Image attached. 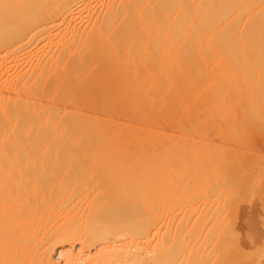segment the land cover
<instances>
[{
  "label": "bare ground",
  "instance_id": "bare-ground-1",
  "mask_svg": "<svg viewBox=\"0 0 264 264\" xmlns=\"http://www.w3.org/2000/svg\"><path fill=\"white\" fill-rule=\"evenodd\" d=\"M263 55L264 0H0V264L240 263L262 160L239 164L248 184L208 144L264 102Z\"/></svg>",
  "mask_w": 264,
  "mask_h": 264
},
{
  "label": "rangeland",
  "instance_id": "rangeland-1",
  "mask_svg": "<svg viewBox=\"0 0 264 264\" xmlns=\"http://www.w3.org/2000/svg\"><path fill=\"white\" fill-rule=\"evenodd\" d=\"M258 54H259V57H262V53H261V56H260V53H259V52H258ZM263 56H264V55H263ZM188 70L193 71L192 67H191V69L188 68ZM189 72H190V71H189ZM254 82H255V81H254ZM254 82H253V83H254ZM254 84H255V83H254ZM254 84H252L253 86H250V87H251L250 90H255V89H257V87H255V89H252V88L254 87ZM206 85H207V83H206ZM255 91H256V90H255ZM192 95H193V94H192ZM191 98H192V97H191ZM191 100H192V99H190V102H191V103H190V102L188 103V101H187V103L185 102L184 105H182V104H181V106H180V105H179V106L175 105L177 108H180V109L175 108V109L172 110L171 108H173V107H175V106L171 107V106H172V105H171V106H170V107H171L170 110H172V111L174 112V113H173V112L171 111V112H172V115H174V114H175V111H177V110H178V112L176 113V115H177V114H181V112H184V111H185V110H184L185 104H186V105H188V104H193ZM249 102H252V103H250V104H254V103H255L254 101H249ZM263 104H264V102L259 103V105H258V103H255V105L257 106V109H256V106H255V105H254V107H253L252 105H250V106L254 109V111H253V109L249 106L250 109H251L253 112H252V111L249 112V110H248L249 113L247 114V113L245 112V111H247V110H245V111L243 110V111H244V115H242L243 113L241 112V109H239V108H240L239 104H237V105L239 106V108H238V106L236 105L237 108H238V109L236 108V109H237L236 111H238V112L240 111L239 113L237 112L238 114H237V113H236V114H237V117L239 116V119H240L241 124H242V126L240 125L238 128H240V127L242 128V127H243V129L240 128V130H239L238 128L235 129V130H237V135H235V134L232 132V131H233V130H232L233 128H232L231 130H230V129H225V127H227V126H224V129H225L226 132H225V131H221L220 129H216V131L219 132V133L216 132V134H220V132H223V133L225 132V134H226V133H228V131L230 130L229 133L226 135V136L229 135L228 137H230V139L226 140V138H225V140H226L225 142H227V141L229 142V141H230L229 143L227 142V143L230 145V148H233V147L235 146L236 150L238 149L237 151H238L239 153H238V152H237V153H238V156H239L240 158L237 159L238 156L234 153V152L236 151L235 148H234V151L232 150V151H233V152H232L231 149H228V147H227L228 144L225 145V143L219 142V141H221V140H220L221 138H222V140L224 139V138L222 137V135H224L223 133L220 134L221 137H220L219 135H218V136L215 135V136H216L215 138H218V137L220 138L219 141H218V140H215V141H218V142H216V143L213 142L214 140H212L211 143H210V140H209V138L212 136L211 132L213 131V129H211V128H206V129H207V130L205 129V130H206V133H205V132H204V133L207 134V135H205V134H204V135H201L202 139H203V136H206V138H207V137H208V132H210L211 135L209 134L210 136H209V138H208L207 140H206V138L204 137L207 143H208V140H209V144H208V146H209L210 144L215 145V146H216V144H217V146L222 144V146H220V147H224V146H225V147L227 148V150H229L231 153H233V154H229V156H231V155L234 156V157H233V156H232V157H229V158H231L232 160H231V159H228V162H225V160H224L225 157H223V156H226V155H225V154H226V151H225L226 148H225V150L222 152L221 156L218 157V158H216V159L214 158V156H215V153H216L215 150L217 149V146H216V149L214 150L215 153H214V151L212 150V149H214L215 146H214L212 149H210V151H213V153H214L213 159H214L215 161H214L213 163L215 164V163L217 162L216 167H217L219 170H218L217 168H216V169L219 171V174H220V175H221V174L224 175V174H226V173L229 175V174L231 173V175H230L229 177H231V176H234V177H235V175H233L234 172H233V171H229V170H232V169L234 170L233 167H234V165H236L235 163H237V165H238V167L236 166L237 169L239 168V166H241V165H243V164H246V163H247L248 165H253V163H254L253 161H254V159H256V156H257L258 153L260 154V155H258V156H259V157H262V158L260 159V158L257 156L258 158L255 160V162L257 163V162H259L260 160H262V161L264 162V155H263V154H264V153H263L264 151L262 150V147L264 146V144L262 143V142H263V138H264V136H263V135H264V132H262L263 135H261V137L263 136V137H262V142H261V138H260V143L263 145V146H260V147H261V151H260V148H257V147H259V145H261L260 143H259V145H257V144H258V143H257V142H258V138H259V136H260V134H261V132H260L259 130L261 129V131H262V130L264 129V125L262 124V123L264 122V121L262 122V120H264V115H263V117H262V114H264V111H262V110H264V108H263L264 105H263ZM248 105H249V103H248ZM248 105L246 104V106H248ZM260 105H261V108H260ZM262 105H263V106H262ZM258 106H259L260 109H262V108H263V109H262L261 111H260V109L258 110ZM159 107H160L161 110H162V109L165 110V108H164L163 106H162V107L159 106ZM182 107H183V108H182ZM249 107H248V108H249ZM167 108H169V107H167ZM167 108H166V112L169 111V113H168V114L163 113V114H164V115L166 114V115H168V116L171 118L172 115L170 114V110L167 109ZM176 109H177V110H176ZM181 109H183V110L181 111ZM244 109H245V108H244ZM246 109H247V107H246ZM190 110H191V109H190ZM190 110H188V111L190 112V113L188 112V114L191 116L192 113H194V111L191 110V111H192V113H191ZM257 110H258V112H263V113H262V114H260V113L257 114ZM214 111H215V112H214ZM223 111H224V110H218V111H217V109H216V110L213 109V111H211V114L214 115V116H216V117H213V118H214V119L216 118V120H217V121L219 122V124L222 125V126H223V124L225 125V123H224V122H225V113H224ZM236 111H235V112H236ZM162 112H165V111L162 110ZM179 112H180V113H179ZM221 112H223V113H221ZM251 112H252V113H251ZM213 113H214V114H213ZM240 113H241V114H240ZM254 113H256L257 116L254 118L255 121H254L253 119H252L253 121H251V119H249V118H253L254 116L252 117L250 114H253V115H254ZM159 114H161V112H159ZM169 114H170V115H169ZM182 114H183V113H182ZM184 114H185V113H184ZM188 114H187V115H188ZM217 114H218V115H217ZM223 114H224V116H223ZM152 115H153V114H152ZM176 115H174V116H176ZM187 115H186V116H187ZM189 115H188V118L190 117ZM245 115H247V117L249 116V118H247ZM259 115H261V116H259ZM153 116H154V115H153ZM161 116H163V115H161ZM168 116H165V118L167 117V119H168ZM174 116H172V119L175 118ZM186 116H184V119L186 120V121H184L185 123H187V121H189V122L191 121V122H192V121H194V119L196 118L195 116H194V117L191 116V117L193 118V120H191V119H192L191 117H190L191 119L189 118V119L187 120V119L185 118ZM219 116H220L221 119L224 118V122H223V120H221V119L219 120ZM243 116H244V117H243ZM197 117H198V116H197ZM217 117H218V118H217ZM242 117H243L244 119H241ZM245 117H246V119H245ZM258 117H259V118H258ZM198 118H199V117H198ZM198 118H196V119H198ZM260 118H261V119H260ZM184 119H183V120H184ZM196 119H195V121H196ZM199 119H200V118H199ZM248 119H249L250 121H249ZM256 119H257V120H256ZM246 120L249 121V122L247 123ZM171 121H172V120H171ZM195 121H194V122H195ZM221 121H222L223 123H221ZM243 121H244V126H243V123H242ZM168 122H170V119H169ZM198 122H199V121H198ZM218 122H217V123H218ZM250 122H252V125H251ZM253 122H254V123L257 122V123H256L257 125H256V124H253ZM258 122H259V126H258ZM261 122H262V123H261ZM148 123H149V126L147 125V127H150V128H151V126H152V129H154V130L157 129V128H153V127H156V126H157L156 123H155L156 126L154 125L153 122H151V123H153V125H152V124L150 125V121H149ZM246 123H247V124H246ZM249 123H250V124H249ZM198 124H199V123H197L196 126H198V127L200 126V127H201L202 124H201V125H198ZM245 124L247 125V127H245ZM226 125H228L227 122H226ZM254 125H256V126H254ZM202 126H203V125H202ZM251 126H252V127H251ZM253 126H254V127H253ZM147 127H145V128L147 129ZM171 127H172V126H171ZM208 127H209V126H208ZM244 127H245V129H244ZM256 127H257V128H256ZM261 127H262V128H261ZM150 128H148V129H149V130H152V129H150ZM250 128H251V130H250ZM252 128H253V129H252ZM135 129H136V127H135ZM143 129H144V128H143ZM148 129H147L146 131H145V129H144L143 131H142V130H141V131H142V132H145L144 134H146V133L148 134V133L150 132ZM159 129H160V128H159ZM203 129H204V128H203ZM203 129H202V131H203ZM209 129H211V131H209ZM224 129H223V130H224ZM254 129H256V130H254ZM154 130H153V131H154ZM168 130H170V129H167L166 131H168ZM172 130H173V129H172ZM172 130H171V132L174 133L176 129L174 130V132H173ZM180 130H181V129H180ZM191 130H192V131H191ZM191 130H190V129H184V131H183V129H182L181 131H179V129H178L177 131H179V132H177V133L175 132V134H178V133H179L178 135H179V136L182 135V136H180V137L177 138V139H176L175 137L178 136V135L172 134L170 131H168V132L165 131L164 133H165L166 135H167V134H168V135H170V134L175 135L174 137H173V136H170V137L175 138L177 141L180 142V144H183V143L185 142V140H184V142H183V139H187V140L189 139V140L191 141V139L200 138V137H198V136L200 135L199 133H202V134H203L202 131H200V130L198 131V129H197L196 132H197L198 136H197V134H196V135H193V134H194L193 131H195L196 129H194V130L191 129ZM205 130H204V131H205ZM214 130H215V129H214ZM235 130H234V131H235ZM252 130H253V131H252ZM147 131H149V132H147ZM153 131H151V133H152ZM187 131H189V133H188ZM190 131H191V135H190ZM240 131H241V132L243 131V132L240 134ZM248 131H249V132H248ZM263 131H264V130H263ZM139 132H140V131H139ZM169 132H170V134H169ZM213 132L215 133V131H213ZM213 132H212V133H213ZM230 132H231V136H230ZM257 132H258V133H257ZM259 132H260V133H259ZM140 133H141V132H140ZM154 133H155V132H154ZM154 133H153V135H154ZM183 133H184V134H183ZM187 133H188V134H187ZM214 133H213V134H214ZM232 133H233V135H232ZM244 133H245V134H244ZM246 133H247V135H246ZM255 133L258 134V135H256ZM136 134H138V133L135 132L134 135L136 136ZM141 134H142V133H141ZM147 134H146V135H147ZM186 134H187V135H186ZM250 134H251V137H250ZM149 135H151V134L149 133ZM185 135H186V136H185ZM188 135H189V136H188ZM234 135H235V136H234ZM242 135H243V136H242ZM128 136H129V135H128ZM192 136H194L195 138L192 137ZM224 136H225V135H224ZM226 136H225V137H226ZM232 136H233V137H232ZM239 136H240V137H239ZM241 136H242V137H244V136L246 137V136H247L248 138H247V137H246V138L244 137V138H245V140H244V138H242ZM252 136H253V138H252ZM130 137H134V136L132 135V136H129V138H130ZM184 137H185V138H184ZM186 137H188V138H186ZM191 137H192V138H191ZM255 137H256V138H255ZM257 137H258V138H257ZM156 138H157V137H156ZM173 138L169 140V144H170V142H171L172 140H175V139H173ZM212 138L215 139L214 136H212L211 139H212ZM235 138H236V139H235ZM249 138H250V140H253V141H254V145H253V141H250ZM234 139H235V142L232 141V140H234ZM238 139H239L240 141H239ZM254 139H255V140H254ZM132 140H135V139H132ZM157 140H158V139H157ZM187 140H186V142H187ZM243 140H244V141H243ZM248 140H249V141H248ZM177 141H176L175 144H177ZM196 141L199 142L200 140H196ZM202 141H203V140H202ZM236 141H237V142H236ZM242 141H243V142H242ZM247 141H248V142H247ZM174 142H175V141H174ZM174 142H172V143H174ZM186 142H185V143H186ZM188 142H189V141H188ZM223 142H224V140H223ZM251 142H252V143H251ZM157 143L159 144V141H158ZM237 143H238V144H237ZM241 143H242V145H243V143H244V144L247 143V145H248V144H249V145H248V147H247V145H246V146L243 145V146H245V148H244L243 146L236 147V146H238V145L241 144ZM167 144H168V143H167ZM167 144H166V146H167ZM175 144H174V145H175ZM223 144H224V146H223ZM255 144H256V145H255ZM172 145H173V144H172ZM172 145H168V147H169V146H172ZM212 145H210V147H211ZM233 145H234V146H233ZM232 146H233V147H232ZM250 146H251V147H250ZM156 147H157V146H156ZM173 147H174V146H173ZM210 147H209V148H210ZM242 147H243V148H242ZM158 148H159V146H158ZM218 148H219V147H218ZM240 148L242 149V151H244L243 154H242V151H241ZM246 148H249V149H246ZM170 149H171V148H170ZM223 149H224V148H223ZM243 149H244V150H243ZM251 149H252V150H251ZM257 149H258V150H257ZM263 149H264V147H263ZM171 150L174 151L173 148H172ZM217 150H218V149H217ZM221 150H222V149H221ZM221 150H218V152L221 151ZM245 150H246V151H245ZM250 150H251V151H250ZM253 150H254V152H253ZM240 151H241V153H240ZM262 151H263V152H262ZM230 152H229V153H230ZM245 152H246V155L244 156ZM249 152H250V153H249ZM211 153H212V152H211ZM227 153H228V151H227ZM255 153H256V154H255ZM261 154H262V155H261ZM235 155H236V157H235ZM240 155H241V156H240ZM247 156H248V157L250 156V157L248 158ZM215 157H216V156H215ZM222 157H223L224 159H223ZM227 157H228V156H227ZM251 157H252V158H251ZM253 157H254V158H253ZM219 158H220V159H219ZM221 158H222L224 161H223V160L221 161ZM244 158H245V160H247L246 163L243 162ZM217 159H218V160H217ZM226 159H227V158H226ZM239 159H241V160H239ZM258 159H259V160H258ZM229 160H231L232 163H230ZM238 160H239L240 162H238ZM249 160H250V161H249ZM226 161H227V160H226ZM262 161H260L261 163L259 162V163H260V167H259L260 169H259V172L261 171V173L263 174V171H264V170H261V169L264 168V164H263ZM220 162H221V163H226V164H225L226 168H223V167H225V166H222V165H224V164L221 165ZM249 162H250L251 164H250ZM229 163H230V164H229ZM256 163H255V164H256ZM228 164H229V165H232V164H233V166L230 167V168H232V169H230V168L228 169V171H229L230 173L227 172V165H228ZM239 164H241V165H239ZM247 164H246V165H247ZM255 164H254V165H255ZM220 165H221V166H220ZM246 165H243L242 170H243V168H244ZM262 165H263V166H262ZM210 166H214V165L211 163ZM255 166H259V164L255 165ZM255 166H253V167L251 166V168H255V169H256L257 167H255ZM261 166H262V168H261ZM220 167H222V169H224V170H221L222 172L220 171ZM247 167H249V166H246V169H247ZM177 168H178V167H177ZM249 168H250V167H249ZM175 169H176V168H175ZM178 169H179V168H178ZM239 169H240V170H239ZM239 169H238V170H239V171H238V172H239V175L241 174L240 176L242 177V172H240V171H242V170H241V168H239ZM257 169H258V168H257ZM225 170H226V173L224 172ZM244 170H245V168H244ZM248 170H249V169H247L246 173H249ZM234 171H235V170H234ZM236 171H237V170H236ZM249 171H251V170H249ZM256 171H257V170H256ZM232 172H233V173H232ZM243 172H245V171H243ZM253 172H255V170H254ZM259 172H258V175H259ZM235 173L237 174V172H235ZM250 173H252V171H251ZM250 173H249V175L253 176V174H250ZM254 175H256V173H255ZM258 175H257V176H258ZM224 176H225V175H224ZM224 176L222 177V178H224L223 181H225L226 183H227V181H229L228 184H229V183L232 184V183L230 182L229 177H224ZM237 176H238V175H237ZM237 176H236L235 178H236V179H239V178H237ZM244 176H245V173H244ZM262 176H263V177L259 179L260 182H261L262 180H264V174H263ZM234 177H233V178H234ZM247 177H248V175H246V177H242V178H244L243 180H245L244 182H246V183H248V182H247V181H248V180H247V179H248ZM253 177H254V176H253ZM235 178H234V179H235ZM242 178H241V179H242ZM258 178H259V177H258ZM258 178L256 177V186H257V179H258ZM226 179H228V180L226 181ZM231 179H232V177H231ZM241 179H239V180H241ZM251 179H252V177H251ZM246 180H247V181H246ZM249 180H250V179H249ZM231 181H232V180H231ZM233 181L235 182V180H233ZM236 181H237V180H236ZM241 181H242V180H241ZM251 181H252V180H251ZM234 182H233V183H234ZM238 182H240V181H238ZM238 182H237V183H238ZM244 182H243L242 184H244L245 186H247V185L249 184V183H248V184H245ZM253 182L255 183V179H254ZM262 182H263V181H262ZM240 183H241V182H240ZM240 183H238V184H239L240 187H241L242 185H241ZM250 183H251V184H250V185H251L250 189H251L252 187H254L255 184L252 183V182H250ZM238 184H235V185L238 186ZM253 184H254V185H253ZM226 185H227V184H226ZM232 185H233V186H232ZM232 185H230V186H226V187H227V188H226V190H227L226 193L229 194V196H231L229 191L232 190L231 193H232V194L234 193L236 200H237V199H238V200L243 199V198H241V197H242V195L244 194L245 190L242 191L241 188H239V189L242 191V193L239 194L238 191H240V190L237 189V188L235 189L234 184H232ZM252 185H253V186H252ZM258 185H260V183H259ZM263 185H264V184H261V186H263ZM256 186H255V187H256ZM231 187H233L234 192H233V189H232ZM243 187H244V186H243ZM243 187H242V188H243ZM247 187H249V186H247ZM255 187H254V189H255ZM263 187H264V186H263ZM260 188H261V187H260ZM260 188L258 187V189H259V190H258L257 187H256V192H257V194H259V193L261 194V193L263 192L262 195L264 196V190L261 191ZM245 189H246V188H245ZM254 189L252 188L251 190H249V189L247 188L246 190H247V191H248V190H249V191H252V190H254ZM261 189H262V188H261ZM226 190H225V191H226ZM237 190H238V191H237ZM260 191H261V192H260ZM237 192H238V193H237ZM245 193H248V192H245ZM249 193H251V194H252V193H255V190H254V192L252 191V192H249ZM249 193L246 194V196H245V195H243V196H245V198H246L247 196L251 195V194H249ZM260 194H259V195H260ZM237 195H240L241 197H240V196L238 197ZM254 195H255V194H252L250 197L253 196L252 198H254V199H255L256 197H259V198L261 197V198H263V200H262V199H258V198H256L257 200L250 199V200H251V201H250V203H251L250 205H251L252 207L249 206V205L247 204V200H248V203H249V198H248V197L246 198V200H245V199H244V201L242 200L243 202H242L241 200H240V202H239V201H238V202H239V204H242L241 207H243L242 209H243L244 211H245L247 208H249V209H247L245 212L248 211L247 214L250 213L251 216H250L249 218H250L251 222H254L256 229H258L259 232L262 234L263 232H261V231L264 230V218H263V220H261L262 217H260V216H263V217H264V213H263L262 215H261V213H260V216H259V215H258L259 213L256 212V211H258L259 209L264 210V197H262V196H257V195H255V197H254ZM227 196H228V195H226V197H227ZM231 197H232V196H231ZM231 197H230V199H231ZM227 198H228V197H227ZM231 200L233 201V199H231ZM236 200L234 199L235 202H236ZM245 201H246V206L248 205L249 207H246V206L244 207L243 204H244ZM256 202H257V203H260L259 206H257L258 204H256ZM252 204H253V205H252ZM255 204H256V206H254ZM251 208H252V209H251ZM254 208H255V212L258 213V214H257L258 216H257V215L254 216V215H253V214L255 213V212H253V211H254ZM250 209H251V211L249 212ZM256 209H258V210H256ZM259 212H263V211H259ZM252 215H253V217H252ZM256 216H257L258 218L260 217V219L258 220V218H257ZM254 219H255V220H254ZM259 222H260V224H258ZM257 224H258V225H257ZM257 226H258V227H257ZM260 229H261V230H260ZM260 240H261L262 242L259 241V242H258L259 244L256 243V242H255L254 244H250V243H249V247H248V249H247V251H246V255H247V257L244 258V259H241L242 261H241L240 263H238V264H264V245H261V244H263V242H264V234H263V237H261ZM260 245H261V246H260Z\"/></svg>",
  "mask_w": 264,
  "mask_h": 264
}]
</instances>
